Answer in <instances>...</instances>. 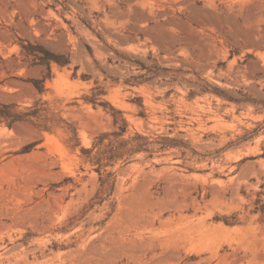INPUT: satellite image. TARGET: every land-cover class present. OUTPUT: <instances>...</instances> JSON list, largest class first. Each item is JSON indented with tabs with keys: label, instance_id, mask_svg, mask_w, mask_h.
Segmentation results:
<instances>
[{
	"label": "rangeland",
	"instance_id": "rangeland-1",
	"mask_svg": "<svg viewBox=\"0 0 264 264\" xmlns=\"http://www.w3.org/2000/svg\"><path fill=\"white\" fill-rule=\"evenodd\" d=\"M0 264H264V0H0Z\"/></svg>",
	"mask_w": 264,
	"mask_h": 264
}]
</instances>
